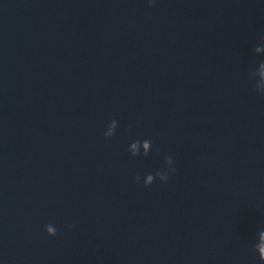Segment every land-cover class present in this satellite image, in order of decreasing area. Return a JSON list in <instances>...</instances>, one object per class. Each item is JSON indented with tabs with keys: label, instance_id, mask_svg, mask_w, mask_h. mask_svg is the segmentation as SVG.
Here are the masks:
<instances>
[{
	"label": "water",
	"instance_id": "obj_1",
	"mask_svg": "<svg viewBox=\"0 0 264 264\" xmlns=\"http://www.w3.org/2000/svg\"><path fill=\"white\" fill-rule=\"evenodd\" d=\"M0 264H264V0H0Z\"/></svg>",
	"mask_w": 264,
	"mask_h": 264
}]
</instances>
